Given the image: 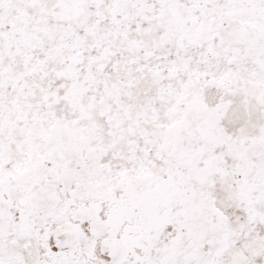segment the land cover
I'll return each mask as SVG.
<instances>
[{
    "label": "snow or ice",
    "instance_id": "obj_1",
    "mask_svg": "<svg viewBox=\"0 0 264 264\" xmlns=\"http://www.w3.org/2000/svg\"><path fill=\"white\" fill-rule=\"evenodd\" d=\"M0 264H264V0H0Z\"/></svg>",
    "mask_w": 264,
    "mask_h": 264
}]
</instances>
